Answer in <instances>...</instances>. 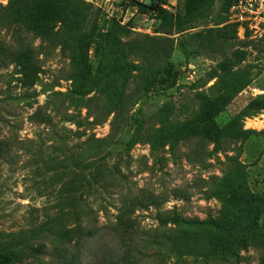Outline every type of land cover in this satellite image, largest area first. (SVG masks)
I'll use <instances>...</instances> for the list:
<instances>
[{"label":"rangeland","instance_id":"obj_1","mask_svg":"<svg viewBox=\"0 0 264 264\" xmlns=\"http://www.w3.org/2000/svg\"><path fill=\"white\" fill-rule=\"evenodd\" d=\"M56 1H78L82 20L43 34L0 0V52L31 55L42 70L26 89L0 57V244L31 248L15 264H111L124 242L139 264H264V36L230 21L226 0H207L190 23H178L183 0L151 14L122 0ZM72 49L89 68L78 82ZM73 86L87 107L69 101ZM46 101L49 123L32 121ZM146 196L157 203L136 207L120 240L118 208ZM173 212L197 222L173 224ZM251 225L261 231L240 229ZM242 236L237 257L216 246ZM168 240L188 247L176 256Z\"/></svg>","mask_w":264,"mask_h":264},{"label":"trees","instance_id":"obj_2","mask_svg":"<svg viewBox=\"0 0 264 264\" xmlns=\"http://www.w3.org/2000/svg\"><path fill=\"white\" fill-rule=\"evenodd\" d=\"M127 5L137 7L142 13H154L153 11H161V8H157L152 10L151 7L154 5V0H150L149 4L138 2L137 4L133 2H129L127 0H122ZM160 1V0H158ZM227 8L229 7L230 0H226ZM207 0H183L182 9L178 12V23L179 21H183L184 23H190L195 18V16L203 11L207 7ZM8 11L12 14L15 21H20L26 16L27 26L32 31L43 30V34L47 33L49 25L47 23L54 22H65L69 15L72 18H76L78 21L82 20L83 10L85 7L80 4L78 1H74L70 10L62 7L56 0L54 2H45V1H36V0H9ZM183 15V18H180ZM39 23H42L39 26ZM80 49V48H79ZM1 51V49H0ZM18 53L17 51L10 53L6 50L0 52V57L6 58L7 62H12L14 64V74H17L16 81L23 88L29 89L32 88L35 84L39 83V73L42 71L41 68L34 62L31 58V55L24 56ZM71 59H72V71H73V80L78 82L85 79L86 74L89 73L88 65L85 63L84 55L82 50L76 51L75 49L71 50ZM247 82H240L237 84V90L242 89ZM230 86L233 87L230 83ZM74 87V88H73ZM69 91L70 97L69 101L74 103L76 106L87 107V102L89 103L92 98L85 99L84 95L78 91V88L73 86ZM60 93L53 92L52 96ZM116 103V102H115ZM47 101L42 105H37L35 110L30 114L29 118L32 121L40 122V123H49L51 117L47 111H44V107L46 106ZM116 107V104H115ZM79 123V122H78ZM89 124L95 123L98 124L97 118L94 117V120L88 122ZM2 142L0 141V151L4 150L2 146ZM79 177V176H78ZM156 196H146L145 198H138L130 202L132 206L131 209L128 208L124 203L118 208V212L115 214V222L111 225L115 235L123 240V234L131 231L133 228L132 218L130 214L136 207H144L146 204L155 205L157 203ZM76 200H80V195L71 196V199L67 200V204L69 206L75 204ZM258 202L262 204L264 209V197L259 198ZM148 207V206H147ZM173 224L176 225H192L197 221L193 219H188L180 216L178 213L173 212V214L167 217ZM168 220V221H169ZM261 220L264 222V212L261 215ZM217 220H211L209 224L216 225ZM230 229V228H229ZM240 229H245L250 232L261 231L258 225L244 226ZM77 231L79 233V237L76 241H82L84 239V233L81 231L84 230L79 224L76 225V228L73 231ZM227 230V229H224ZM229 232V231H228ZM264 233V230L261 231ZM57 239L64 240L66 238L65 230H60L55 234ZM69 241V240H67ZM125 243V242H124ZM120 245L119 254L115 259L111 260V264H139L135 255L132 254V251L129 250V246L125 244ZM158 245H161V242H157ZM247 242H245L244 236H242L238 241H228L225 240L223 242H219L216 244L218 249L221 251H228L231 257H237V253L235 248L239 247L243 250H247ZM166 247V249L176 255L179 256L184 253L188 246L181 245L178 242H173L172 240H168L166 242H162V245ZM43 245L40 244V250L42 252ZM31 248L27 246V240H23L18 246H12L11 244H0V264H15L21 263L24 259L28 258V253ZM60 259H68L67 254L65 252L63 254L57 253ZM58 258V259H59ZM65 264H74L71 260L64 261ZM64 264V263H63Z\"/></svg>","mask_w":264,"mask_h":264},{"label":"built area","instance_id":"obj_3","mask_svg":"<svg viewBox=\"0 0 264 264\" xmlns=\"http://www.w3.org/2000/svg\"><path fill=\"white\" fill-rule=\"evenodd\" d=\"M228 17L239 26H246L255 35L264 36V0H230Z\"/></svg>","mask_w":264,"mask_h":264},{"label":"water","instance_id":"obj_4","mask_svg":"<svg viewBox=\"0 0 264 264\" xmlns=\"http://www.w3.org/2000/svg\"><path fill=\"white\" fill-rule=\"evenodd\" d=\"M127 1H129V2H133V3H135V4L138 3L137 0H127ZM157 6H158V0H154V5L151 7V9L154 10V9H156Z\"/></svg>","mask_w":264,"mask_h":264}]
</instances>
